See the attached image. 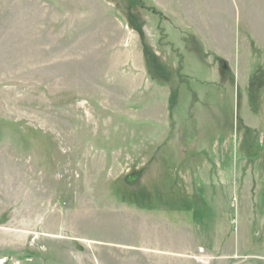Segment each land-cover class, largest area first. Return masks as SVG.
<instances>
[{
	"label": "rangeland",
	"instance_id": "obj_1",
	"mask_svg": "<svg viewBox=\"0 0 264 264\" xmlns=\"http://www.w3.org/2000/svg\"><path fill=\"white\" fill-rule=\"evenodd\" d=\"M0 264H264V0H0Z\"/></svg>",
	"mask_w": 264,
	"mask_h": 264
},
{
	"label": "trees",
	"instance_id": "obj_2",
	"mask_svg": "<svg viewBox=\"0 0 264 264\" xmlns=\"http://www.w3.org/2000/svg\"><path fill=\"white\" fill-rule=\"evenodd\" d=\"M141 200V199H140ZM147 205V207H152L151 204L145 203ZM158 207V204H155Z\"/></svg>",
	"mask_w": 264,
	"mask_h": 264
}]
</instances>
